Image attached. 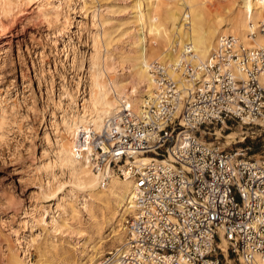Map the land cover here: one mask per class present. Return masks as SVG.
Segmentation results:
<instances>
[{"label":"built area","instance_id":"1","mask_svg":"<svg viewBox=\"0 0 264 264\" xmlns=\"http://www.w3.org/2000/svg\"><path fill=\"white\" fill-rule=\"evenodd\" d=\"M150 67L156 88L139 112L122 105L73 139L101 189L132 184L125 241L98 264H264V154L222 136L264 127V48L223 37L208 61L173 66L183 86Z\"/></svg>","mask_w":264,"mask_h":264},{"label":"rangeland","instance_id":"2","mask_svg":"<svg viewBox=\"0 0 264 264\" xmlns=\"http://www.w3.org/2000/svg\"><path fill=\"white\" fill-rule=\"evenodd\" d=\"M176 2L183 4V0H22L9 12L0 7V264H98L124 243L129 219L125 204H90L87 215L81 209L87 195L72 187L67 171L56 163V141L66 137L62 118L76 110L70 98L76 97L77 87L81 92L87 89L92 39L97 36L101 51L105 47L119 59L134 47L133 37L140 29L138 3L148 15L157 5L165 14ZM241 4L242 0L204 2L211 18ZM36 5L45 6L46 16ZM185 20L179 13L175 22ZM172 22L168 19L167 26L171 28ZM263 131L264 127H255L243 141L239 127L222 136L234 133V139L225 142L251 148L248 157L255 159L264 154ZM66 145L70 147L71 141ZM67 205L74 213L69 207L63 212ZM56 220L82 232L85 240L65 228L54 232ZM76 242H85L84 247Z\"/></svg>","mask_w":264,"mask_h":264},{"label":"bare ground","instance_id":"3","mask_svg":"<svg viewBox=\"0 0 264 264\" xmlns=\"http://www.w3.org/2000/svg\"><path fill=\"white\" fill-rule=\"evenodd\" d=\"M21 1L0 0V7L3 13L9 12L19 7ZM27 1L31 3L35 0ZM205 1L183 0L182 5L176 2L175 8L168 9L165 14L160 13L157 5L148 15L143 14L138 3L137 19L140 29L133 37L134 47L126 49L119 59L112 57L105 47L101 51L97 36L92 39L93 52L87 70V89L81 92L77 87L76 97L70 98L76 110L70 117L62 118V135L66 137L56 141L55 151L56 163L67 171L72 187L87 195L81 207L87 215L90 204L98 206L107 202H113L117 207L125 204L124 212L130 215L133 207L128 198L132 184L130 181L113 177L108 185L101 189L98 178L91 173L88 165L73 157V139L76 131L87 127L100 130L106 118L116 114L122 105H128L134 112H139L144 97L152 96L156 88L154 75L150 70L154 62L165 68L171 80L183 86V79L173 66L179 59L193 64L208 61L221 38L226 35L235 38L236 46L245 49L264 48V37L258 31L260 20L264 17V0H242L240 6H229L231 8L225 9L222 16L215 18L209 17L205 12ZM37 5L36 9L44 17L45 13L42 11L45 10L42 9L45 6ZM179 13L186 18L182 24L175 22ZM168 19L174 21L171 28L166 24ZM217 134L219 135L218 131ZM234 136L235 134L231 133L224 138L229 141L234 139ZM68 141H71L70 147L66 145ZM67 207L74 213L70 205L63 207V212ZM62 228L69 231V234H74L76 239H84L82 232H75L65 222H53L54 232ZM84 244L85 242L79 246L83 248ZM221 248L225 251V244H222Z\"/></svg>","mask_w":264,"mask_h":264}]
</instances>
